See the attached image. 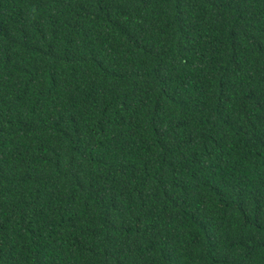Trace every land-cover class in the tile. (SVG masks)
I'll return each instance as SVG.
<instances>
[{
  "label": "trees",
  "instance_id": "obj_1",
  "mask_svg": "<svg viewBox=\"0 0 264 264\" xmlns=\"http://www.w3.org/2000/svg\"><path fill=\"white\" fill-rule=\"evenodd\" d=\"M0 264H264V0H0Z\"/></svg>",
  "mask_w": 264,
  "mask_h": 264
}]
</instances>
